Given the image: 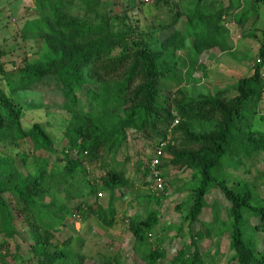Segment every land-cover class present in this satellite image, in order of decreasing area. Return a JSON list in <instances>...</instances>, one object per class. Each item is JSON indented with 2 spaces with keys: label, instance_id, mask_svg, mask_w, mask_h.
Wrapping results in <instances>:
<instances>
[{
  "label": "trees",
  "instance_id": "16d2710c",
  "mask_svg": "<svg viewBox=\"0 0 264 264\" xmlns=\"http://www.w3.org/2000/svg\"><path fill=\"white\" fill-rule=\"evenodd\" d=\"M161 1L167 7L165 17H157L144 32L139 20L134 23L115 13L103 0H32L36 17L31 26L30 20L26 23L24 32L44 39L45 47L10 74V95L0 90V150L9 151L0 154V264L25 263L19 248L13 250L18 236L28 245L32 264H83L85 256L74 249L73 238L61 242L56 235L69 217L81 222L96 217L113 227L116 194L120 191L124 197L131 181L108 159L116 164L133 140L144 146L137 172L149 176L155 152L169 135L172 140L163 148L158 167L162 175L183 169L200 179L178 207L186 211L174 243L185 242L175 246L169 258L162 239H150L161 221L152 210L142 219H129L136 255L143 253V264H215L220 257L225 264H264V246H258V234H264V206L253 204L258 181L264 186V169H258L255 182H234L236 187L214 173L225 160H237L239 169L246 160L264 156V129L250 123L264 98V39L260 62L239 80L235 97L225 91L193 97L182 81L174 91L163 92L161 84L181 70L187 69L192 77L206 67L201 61L204 54L211 57L215 49H227L222 40L229 32L223 24L232 3L224 10L218 2L213 7L202 0ZM254 1L264 6V0ZM246 16L250 13H241L237 21L244 24ZM182 21L184 30L161 38L162 32ZM183 51L189 55L188 65L179 59ZM19 93H41L42 103L69 114L62 138L49 130L50 122L30 123L27 111L16 102ZM147 147L152 158L146 160ZM98 165L101 174L90 177ZM211 186L227 199L226 223L221 224L217 212L211 221L202 218ZM102 192L110 195L108 208L99 201ZM247 215L259 218L253 230L244 229ZM195 223L206 230L181 238L185 225ZM225 235L229 255L220 251ZM205 238L216 243L210 262L200 245ZM121 260L119 254L105 256L101 264H122Z\"/></svg>",
  "mask_w": 264,
  "mask_h": 264
},
{
  "label": "rangeland",
  "instance_id": "374dc122",
  "mask_svg": "<svg viewBox=\"0 0 264 264\" xmlns=\"http://www.w3.org/2000/svg\"><path fill=\"white\" fill-rule=\"evenodd\" d=\"M108 3L115 13L126 15L134 23L139 20L141 30L148 31L154 20L159 17L163 18L166 5L161 0H103ZM190 0H184L185 4ZM206 6H213L215 2L218 7L229 8L232 3L229 13L225 14L227 24L223 26L228 29V35L222 41L227 42V49H215L210 57L207 53L202 57V63L206 67L198 69L192 77H189L187 69L171 80L164 81L160 88L161 91L175 90L178 81H182V87L187 93L193 97H204L208 95H217L221 91H225L228 97H235L237 86L240 79L249 76L255 70L256 63L260 62L259 50L261 42L264 39V6L257 4L254 0H202ZM164 4V5H163ZM213 4V5H212ZM140 6L139 8H137ZM32 0H0V90H4L10 95L8 88V77L12 72L22 67L25 63V58H31L32 55L39 53L45 47V40L34 35H25L24 27L26 23L36 17ZM216 9V7H215ZM249 12L250 16L240 24L237 17L241 13ZM165 17V15H164ZM129 19H127L128 21ZM185 20V19H183ZM130 23V22H129ZM133 24V23H131ZM31 26V25H30ZM185 23L182 21L175 28L161 33V38L164 39L170 36L176 29L184 30ZM225 30V29H223ZM36 56V55H35ZM179 59L189 62L187 51L178 53ZM16 102L23 106L28 113V120L32 122H50L52 131L58 138L63 137V129L66 124V118L69 114L66 111L57 109L53 106H46L41 102L42 94L37 93H19L15 97ZM252 109V108H251ZM249 111V110H248ZM42 117V118H41ZM250 123L258 129H264V98L257 106V112L251 119ZM201 127L198 126V130ZM32 146V144H30ZM143 145H137L130 140L128 146L120 153L116 164L112 158L108 159V164L118 165L120 169L127 172L130 178L131 186L128 188L124 197H121V192L116 194L114 208L116 211V221L113 227L106 226L101 220L96 217H88L81 223L76 219L69 217L67 225L57 234V238L63 242L69 237L73 238L74 249L85 256L83 264H101L105 256H115L119 254L122 257V264H143L140 257L143 253H136L133 250L135 238L129 231L130 217L135 219L144 218L150 211L154 210L161 216V221L153 235L150 237L153 241L161 238L163 247L169 251L170 257L175 253V246L183 244L184 240H176V227L182 225V214L186 208L180 211L179 205L187 199L191 194V190L198 187L200 179H194L192 170L184 171L183 169H171L164 171L161 177L162 182L158 183L154 175L138 174L136 161L142 151ZM13 149L21 152V149ZM0 150V154H8L9 151ZM15 151V152H16ZM146 160L152 158V152L147 147ZM144 156V157H145ZM128 159H125V158ZM236 162L225 160L223 164L216 169L215 175L225 177L231 186L236 187L234 182L247 181L255 182L258 176V169H264V156L252 160H246L245 166L241 165L236 169ZM30 165H33L31 157ZM91 176L101 174V168H92ZM194 181V182H193ZM259 189H256L255 206H264V186L261 181L257 183ZM126 192V190H125ZM103 197H99L100 203L108 208L110 205V195L107 192H102ZM155 197H162L156 199ZM207 207L203 212L202 218L204 221H211L214 213L217 212L218 220L221 224L226 223L228 202L221 190H216L213 186L210 187L207 196ZM78 202V201H77ZM83 201L81 200L80 203ZM259 218L247 215V222L244 229L253 230ZM20 228V227H19ZM205 226L201 223H195L190 227L186 224L181 238L188 236L190 231L193 234L205 231ZM24 238L26 236L24 235ZM159 240V239H158ZM182 241V242H181ZM13 250L19 248L20 253L25 259L24 264H32L28 259L32 256L28 253V245L25 240L18 236L12 243ZM201 249L207 262L212 259L214 248L216 247L215 239L212 241L205 238L201 243ZM258 246L262 249L264 246V234H258ZM220 251L224 255H229V238L228 235L220 242ZM222 257L215 264H225Z\"/></svg>",
  "mask_w": 264,
  "mask_h": 264
},
{
  "label": "built area",
  "instance_id": "2783aa9c",
  "mask_svg": "<svg viewBox=\"0 0 264 264\" xmlns=\"http://www.w3.org/2000/svg\"><path fill=\"white\" fill-rule=\"evenodd\" d=\"M179 120H176L175 124H178ZM172 140V136L169 135L168 136V139L167 140H163L161 142V144L159 145V148H157L156 152H155V155L152 159V162H151V169H152V175H154L155 179L158 180V183H161L162 182V172L158 169V167L161 165V157L164 155L163 153V148L169 144ZM99 197H103V193H100L99 194ZM101 199V198H99ZM74 219H76L78 222L81 223V220L79 219V217H74Z\"/></svg>",
  "mask_w": 264,
  "mask_h": 264
}]
</instances>
